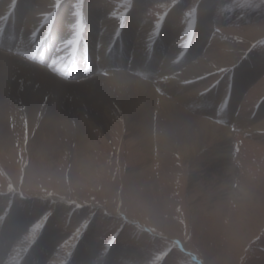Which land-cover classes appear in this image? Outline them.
I'll use <instances>...</instances> for the list:
<instances>
[{"label": "rangeland", "instance_id": "1", "mask_svg": "<svg viewBox=\"0 0 264 264\" xmlns=\"http://www.w3.org/2000/svg\"><path fill=\"white\" fill-rule=\"evenodd\" d=\"M88 3L93 4L92 14L101 15L95 25V35H88L84 16ZM23 4L29 7V3ZM56 5L57 9L47 7L44 15L37 16L44 24L37 27L33 39L39 38L38 43L45 41L42 43L45 46L49 35L55 41L63 38L64 28L61 30L60 26L63 22L59 21L61 31L56 33L60 37H56L53 29L52 19L57 17L58 8L76 17L75 29L68 27L73 37L67 43L69 47L76 45L75 57L62 70L61 77L73 76L76 81H71L77 83L83 81L82 76L75 74L77 68L85 65L84 56L93 57V63L88 61L90 68L93 66L88 74L93 72L96 76L102 57L113 51L127 20L133 19V31L129 33L133 56L136 55L135 34L145 31L148 46L145 51L149 50L150 56L161 53V60L167 56L171 44L163 46L160 36L177 35L180 45L186 47L179 46V49L185 47L181 49L184 64L176 67L181 71H191V65L197 70L205 68L202 75L192 76L188 90L177 92L187 96L183 109L196 121L211 122L224 129L229 136L225 145L228 154L217 161L221 145L212 138L201 142L191 163L183 160L177 144L174 151L153 150L151 159L148 156L150 170L137 178L133 174L135 165L147 157L136 149L129 126L119 111L108 116L106 128L92 126L90 150L84 156L71 147L60 151L56 161L46 167L30 168V155L20 150L26 149V145L17 147L20 140H15L16 144L10 146L14 151L11 157L0 152V242L7 241L0 245V264H218L222 263L220 259L225 264H264V0H58ZM14 8L3 15L7 16L5 31L9 34L16 26L15 21L23 20V15L12 13ZM107 11L117 16L111 21L115 26L110 30L111 35H116L109 39L113 41L104 54H94L92 49H102L95 40H100L104 26L99 23ZM50 17L52 21L48 20ZM93 30L90 28L89 33ZM194 37L200 41L199 46L192 56H185L190 52V45L194 47ZM66 41L63 39L62 43ZM59 45L60 40L47 47L44 65L30 63L45 68L52 63L53 55L67 60L70 48L57 52ZM212 49L220 61L210 59ZM111 53L114 64L101 70L102 74L109 76L112 72L124 73L133 68L130 58L125 59L127 66L121 65L114 52ZM36 56H40L39 52ZM158 64L160 67L159 62L152 63ZM139 65L143 67L142 61ZM168 74L164 79L172 85L185 83L179 79L178 71L174 72L176 79ZM90 79L97 89L98 78ZM3 80L0 78V85ZM17 82L16 78L6 77L5 83L9 86L3 89L11 90ZM169 90L163 89L157 94L170 99L165 94ZM222 105L227 110L230 108L229 113L224 115ZM15 108L10 106L18 120ZM46 113L38 109L34 117H28L20 108L19 135L27 139L29 126L34 125L36 131ZM238 123L242 128L238 129ZM222 161L231 171L228 173L231 183L221 187L212 167ZM228 188H241L245 197L228 196L219 200V191ZM247 195L255 198L251 200L257 204L255 207L246 201ZM17 215L25 221L21 230L8 238L10 234H3L4 229ZM229 218L239 225L237 237L227 238L224 231L223 225ZM48 231L51 237L46 240L44 235Z\"/></svg>", "mask_w": 264, "mask_h": 264}, {"label": "bare ground", "instance_id": "2", "mask_svg": "<svg viewBox=\"0 0 264 264\" xmlns=\"http://www.w3.org/2000/svg\"><path fill=\"white\" fill-rule=\"evenodd\" d=\"M15 1L17 2L18 0ZM11 2V0H5L0 4V18L3 17L5 13H8L7 10L9 11L10 8L12 9V7H15L12 10V13L15 16L16 14L20 16L23 15V20L18 18V20L15 21L16 26L13 28L12 34H5V30L3 31V25L7 16L1 18L2 22H0V78L4 79L3 83L0 85L2 88V91L0 92L1 154L11 157L12 152L14 151L13 149H10V146H14L16 142L20 140V144H18L17 147L21 148V146L26 145V149L24 147L20 150H25V152L30 155V158L32 159V165H30V168L35 166L46 167L50 165L59 157L60 151H65L71 147L75 148L76 153L82 156L85 152L90 150L88 141L92 136V126L100 125L103 126V128H106L109 121L108 116L113 113V111H119L124 118L126 126H129V130L131 131V139L132 142L135 143L136 149L141 150L144 156L147 157L136 163L135 169L133 168V174H135L137 178L150 170L148 167V156L150 154L151 159L153 150L163 149L174 151L176 144L180 147L183 160H185L187 163H191L193 161L191 159L201 142L210 138L221 145V148H219V151L217 152V161L218 159L223 160L226 157L228 150L225 145L229 139L228 133L222 128H217L211 122L208 123L204 121H196L188 112L183 109V106H186L184 102L186 101L187 96H182L179 93L177 94V92L188 90L190 88L188 85L190 82L189 80H191L193 77L202 75L200 73L201 71H204L205 68H200V70H197L191 65L189 67L191 71H187V69L183 71L180 70V67L184 64L181 60L184 58L181 49L185 48L186 46L184 44L180 45L181 41L177 39V35H173L172 38L169 35L160 36L162 37L161 44L163 46H168L171 44L167 56L163 57L164 60H161V53L156 52L153 56H150L148 53L149 50L145 51V48L148 47L145 45L146 34H144L145 31L143 32L141 29H139L143 33H139L137 36L135 34L134 40L136 41V45L134 46V50L136 51V55L133 56L131 54V42L129 41V33L130 31H133V28H131L133 19H130V21L127 20V24L125 25L127 29H125V27L123 29L122 26L124 25L120 26L123 29V34L118 40H116L113 51H110L108 56L106 55L105 57H102V60L98 66V70L95 71L97 75L95 76V74H92L93 72L88 74L91 72L93 66L92 68H83V70L77 69L79 72H77L75 75L83 77V81L77 83L75 82L76 78L64 79L61 77V69L66 65V60H60L61 56L58 57V55H53L57 60L53 58L52 63L49 65L47 62L48 64L45 68L40 67L41 65H34L30 63L33 61V63H41V61L36 59L34 55V53L37 51L36 48L38 47L36 44L40 39L38 38V40L33 45V36L35 35L37 27H39L41 24H44L42 21H38L37 16L44 15V13L47 12L45 11L47 7L52 9L55 7L57 9L56 3L58 0H19L17 6L16 2ZM23 2L27 4L29 3V7H24ZM40 3L43 4L39 7ZM92 5L93 4L90 3L87 4L84 14L86 24L88 26V35L97 34V28H95V25L98 24L97 20L101 17L99 14H92V12H94ZM107 12L103 15L104 18L102 19V22L99 23L102 25V27L104 26L101 29L102 35H100V40H95V42L102 46V49L99 50L97 48V51L92 49L91 52L94 51V54H99L100 52H103L104 54L105 50L110 47V43L113 41L109 39L114 38L116 35V33L111 35L110 30L113 28V26H115L111 21H115L117 16H114L115 12ZM75 18L76 17L73 16L71 17V13L68 11H64L61 8L59 10L58 8L57 17L54 16L52 19L54 21L53 29L55 30L56 37H60V34L58 35L56 33L58 31L60 32L64 28L63 32H61L63 33V38L55 41V39L49 35L50 39L48 38V41L46 42V49H48L47 47L53 45L57 41L59 43V40L60 45L59 48L56 49L57 52H59V50L63 51L69 47L67 46V43L69 40H71L73 35L71 30H68V27H73L75 29ZM48 20L50 21L51 17ZM59 21L63 22L60 25L61 30ZM79 24L80 21L77 20V27ZM109 24L111 26L110 28L108 26ZM90 28L94 29L91 33H89ZM85 34H87V31H85ZM132 35H134V32H132ZM4 39H8L7 43L5 44L2 43ZM63 39H67V41L62 43ZM90 39H92L91 36ZM193 40H195L194 47L193 45H190L189 54L184 50L186 52L185 56L189 55L190 57V55L192 56V54L196 52V47L199 46L200 41L197 38ZM53 41L54 43L50 45V43ZM75 46L76 45H72L69 47L70 56L68 57L70 58L68 60H71L75 57ZM179 46L185 47H181V49H179ZM1 49H10V51H3ZM40 50V56H43V48ZM212 51L213 49L210 51V59L214 60V62L220 61L217 54L215 53L216 51ZM7 52L10 54H7ZM111 52H114V54L117 56L116 58H118L117 63L121 65L127 66L125 59L130 58V63L132 62V67L134 69H131L130 67L128 72L124 73H118L120 71L117 73L112 72L109 76L102 74L101 70H105V67H109V64L111 63L114 64L113 58L115 57L111 58V55H113ZM147 58L150 61L146 62ZM87 59V57H84V62H86ZM89 59L92 62L93 57L91 59L89 56ZM169 60L172 61L169 62ZM179 60H181V62H179ZM141 61L143 67L139 65V62ZM153 62H159L160 67L159 64L152 65ZM176 64H178L180 67L177 68ZM17 66H19V68H17ZM131 70L137 74H134ZM169 71L171 74H168ZM176 71H178L181 77L179 79L185 83L175 82L173 83L175 85H172L169 80L165 81L164 75L168 74L175 77L174 72ZM13 72L15 75H12ZM6 77L16 78L19 82L15 83L11 90L8 88L3 89L4 87L9 86V83H5ZM93 77H97L99 80L98 84L100 85L97 89L95 85L96 83L90 79ZM21 78H23L24 81ZM247 78L250 79V75H247ZM247 78H245V81H247ZM172 79H176V77ZM163 80L165 82H163ZM91 87H93V89H91ZM167 88H170L169 91L171 92L164 93L171 96L170 99L159 97L157 92ZM232 97H234L233 99L236 98L235 92ZM207 98H210V96H207ZM233 99H231V103H229L230 105H232L234 101ZM13 105L16 106L15 112L16 118L18 120L15 119L14 112L10 110V106ZM224 105H222V107H224ZM20 108L24 112H27L28 117H34L35 112L38 109L42 112H47L41 124L38 125L36 131H34V129H36L34 125L29 126L27 139L22 135H19L18 131V129L21 128V122L19 121L21 116ZM229 111L230 108L228 110L225 109L223 112L224 115L229 113ZM224 115L222 117H224ZM262 125L264 127V123H262ZM239 126L240 124L238 123V129L242 128V126ZM31 135H33V137H31ZM213 136H215V138H213ZM175 140L177 142H175ZM225 165L226 163L222 161L220 164L213 165V167L211 166L212 170L216 171V176L218 178V182L221 183V187L223 184L231 183V178H229L228 174L229 172L231 173V171L230 169L227 170ZM241 188H237L235 190L228 188L219 191V200L228 196L245 197ZM246 198V201L249 202V205L250 203L254 207L257 205L255 202L253 203L251 201L253 199L255 201V198H248V195ZM243 213L246 214L247 209H244ZM24 221V218L18 215L14 216L10 221L11 225L5 227L3 234H10L8 238L15 236L17 231L21 230ZM223 226L224 231L227 232V238L233 237L234 235L237 237V233H239L237 232L239 225L236 226V224L233 223V218H229V220H227ZM50 233L51 232L48 231L44 235L46 240L51 237ZM223 236L225 237V235ZM223 240L225 239L223 238ZM1 243L4 245V243L6 244L7 241H1L0 245ZM218 251L219 249H216V253H219ZM222 252L224 251L222 250ZM220 261H222V263L220 262L218 264H225L226 262L222 259H220ZM23 264H26V262H23Z\"/></svg>", "mask_w": 264, "mask_h": 264}]
</instances>
